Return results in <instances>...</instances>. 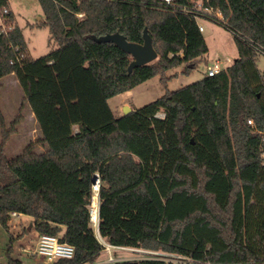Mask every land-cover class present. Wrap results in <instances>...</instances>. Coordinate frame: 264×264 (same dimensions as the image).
Wrapping results in <instances>:
<instances>
[{
	"label": "trees",
	"instance_id": "obj_1",
	"mask_svg": "<svg viewBox=\"0 0 264 264\" xmlns=\"http://www.w3.org/2000/svg\"><path fill=\"white\" fill-rule=\"evenodd\" d=\"M38 1L45 16L40 24L57 47L33 58L9 0H0L9 27L0 25V79L17 77L41 130L40 138L9 157L6 145L20 116L9 125L0 108V228L12 234L16 212L31 216L40 235L74 246L73 258L48 264H93L104 251L91 221L90 194L71 201L57 178L30 182L28 167L48 159L63 180L91 176L93 185L99 174V235L111 245L264 263V74L257 63L264 51V0ZM205 7L222 12V21H212L233 34L234 62L116 116L112 97L155 76L167 83L178 66L186 65V73L197 66L209 51L198 23V16L208 17ZM145 30L159 56L132 72L133 56L101 40L121 33L143 43ZM14 237L8 264H24Z\"/></svg>",
	"mask_w": 264,
	"mask_h": 264
},
{
	"label": "rangeland",
	"instance_id": "obj_2",
	"mask_svg": "<svg viewBox=\"0 0 264 264\" xmlns=\"http://www.w3.org/2000/svg\"><path fill=\"white\" fill-rule=\"evenodd\" d=\"M9 8L15 14L16 23L25 36L29 53L33 58L46 55L57 47L49 28L40 24L44 21L45 16L38 0H9ZM1 16L0 11V24L3 22ZM200 23L205 29L203 34L209 51L200 59L197 66L188 73H186V65L178 66L168 72V75L175 74L176 76L167 83L161 81L160 76H155L136 86L131 90V93H122L112 97L109 99V104L116 116L124 114L126 105L130 106L132 110H136L163 96L167 90H176L202 80L207 74H210L217 61L222 68H226L234 62L239 52L233 34L226 27L211 20L200 19ZM257 63L264 74L263 54L258 55ZM0 108L9 125L20 116L17 132L11 136L6 145L7 155L14 157L20 154L30 142L40 138L41 130L30 105L25 101L23 88L13 74L0 79ZM160 115L163 116L164 113H160ZM257 145L260 144L257 142ZM39 150L42 151L43 147H39ZM28 170L30 171L29 180L34 186L39 183L45 185L57 178L56 180L61 181L64 189L63 196L64 194L74 195L77 189L83 193L77 194L82 199L88 194L93 199L95 195L91 176L88 177L87 182L79 181V183L74 178L63 180L56 171L48 167L47 161L29 166ZM68 207H70L69 204ZM21 218L23 220H18L16 216L12 217L10 221L12 234L6 229L0 228V264H8L7 250L10 247L12 236H15L13 247L19 251V257L24 261V264H35L39 261L48 264L47 260L38 254L41 235L34 229L33 218L28 215H23ZM96 232L99 236L97 230ZM112 251L113 257L117 260L123 261L138 257V254L122 249ZM108 258L109 253L102 251L93 264H106Z\"/></svg>",
	"mask_w": 264,
	"mask_h": 264
},
{
	"label": "built area",
	"instance_id": "obj_3",
	"mask_svg": "<svg viewBox=\"0 0 264 264\" xmlns=\"http://www.w3.org/2000/svg\"><path fill=\"white\" fill-rule=\"evenodd\" d=\"M167 3L172 2L173 0H163ZM8 12V8L4 9V13ZM204 14H206L207 18H201L198 16V23L200 31L204 30V26L200 23V19H208V20H223V14L220 10L214 11L212 7H205L203 8ZM214 22V21H213ZM3 25V29L6 31L8 26H6L3 22L0 24ZM264 55V51L262 52ZM222 68L218 65V61L215 64L214 68L210 71V74L217 73ZM250 124H253L252 120H249ZM101 179L98 173H96L93 177V189L95 191V195L93 196L90 214H91V221L93 226L99 233V225H100V196H99V189H100ZM95 199L98 202V205H95ZM18 213L14 212L13 216H16ZM99 239L104 245V251L109 253V258L106 263L122 261L117 260L113 256L114 249L117 250H125L130 253L138 254L136 259H129V260H156L160 261L163 264H234V263H219L211 260L199 259L192 256L183 255L180 253L169 252V251H157V250H148L144 248H133V247H125V246H115L111 245L106 242L100 235ZM38 254L44 256L48 263H52L58 259L62 258H73L75 255V248L73 245L61 241L59 236L52 235V234H44L41 235L40 241L38 244ZM253 264H264V263H253Z\"/></svg>",
	"mask_w": 264,
	"mask_h": 264
},
{
	"label": "water",
	"instance_id": "obj_4",
	"mask_svg": "<svg viewBox=\"0 0 264 264\" xmlns=\"http://www.w3.org/2000/svg\"><path fill=\"white\" fill-rule=\"evenodd\" d=\"M101 40L111 41L117 44L122 50L133 56V61L129 66V72L136 67L149 64L158 58V52L153 45V39L148 31L144 32V42L137 43L128 41L126 36L121 33H115L102 37ZM132 108L128 105L124 106V114H128Z\"/></svg>",
	"mask_w": 264,
	"mask_h": 264
},
{
	"label": "crops",
	"instance_id": "obj_5",
	"mask_svg": "<svg viewBox=\"0 0 264 264\" xmlns=\"http://www.w3.org/2000/svg\"><path fill=\"white\" fill-rule=\"evenodd\" d=\"M11 10V9H10ZM12 11V10H11ZM205 31V29L202 31V32H204ZM206 39V38H205ZM207 42V41H206ZM222 68V67H221ZM125 94L126 93H131V90H129V91H127V92H124ZM35 116V115H34ZM45 161H47L48 162V167L49 168H51L52 170H54V171H56V173L58 174V176L59 177H65V175L62 173V172H60L59 171V169H58V167L55 165V164H53L50 160H48V159H46ZM78 174H80V173H78ZM78 182V181H77ZM80 183V182H79ZM65 187H67V186H65ZM63 189V188H62ZM63 192H64V189L62 190ZM80 191L77 189L75 192H74V195H65L64 194V196L65 197H67V198H69V199H71V201H80V200H82V198H81V196H78L77 194L79 193ZM80 193H82V192H80ZM83 194V193H82ZM66 206V210H67V212L69 213V215H73L74 214V209H73V207L70 205V207H68V204H66L65 205ZM24 214H17L16 215V218L18 219V220H23L21 217L23 216Z\"/></svg>",
	"mask_w": 264,
	"mask_h": 264
},
{
	"label": "bare ground",
	"instance_id": "obj_6",
	"mask_svg": "<svg viewBox=\"0 0 264 264\" xmlns=\"http://www.w3.org/2000/svg\"><path fill=\"white\" fill-rule=\"evenodd\" d=\"M95 205L97 206L98 205V202H97V200L95 199Z\"/></svg>",
	"mask_w": 264,
	"mask_h": 264
}]
</instances>
